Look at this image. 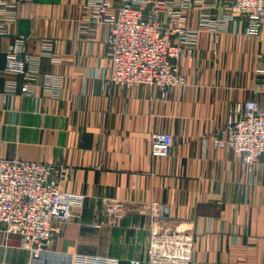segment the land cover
<instances>
[{
    "label": "crops",
    "instance_id": "0c3cea01",
    "mask_svg": "<svg viewBox=\"0 0 264 264\" xmlns=\"http://www.w3.org/2000/svg\"><path fill=\"white\" fill-rule=\"evenodd\" d=\"M8 1L18 17L0 34V68L20 34L27 52L38 57L49 43L53 57L41 58L34 92L9 93L0 77L2 154L62 164L63 189L85 201L40 258L0 226V264H71L73 253L146 264L151 203L164 213L163 227L194 235L192 264H264V165L250 172L213 143L234 102L254 97L260 84L264 28L257 36L242 21L202 30L195 54L179 62L186 83L165 97L154 85L110 81L109 27L86 24L89 0ZM199 15L189 12L192 26ZM53 75L62 81L57 94L47 87ZM160 131L174 137L168 156L151 153Z\"/></svg>",
    "mask_w": 264,
    "mask_h": 264
},
{
    "label": "built area",
    "instance_id": "2783aa9c",
    "mask_svg": "<svg viewBox=\"0 0 264 264\" xmlns=\"http://www.w3.org/2000/svg\"><path fill=\"white\" fill-rule=\"evenodd\" d=\"M222 6L224 12L219 16V0H89L84 20L89 26L109 27L108 77L112 83L122 87L154 85L166 97L186 83L179 62L195 54L202 30L225 32L232 23L242 21L247 35L261 34L264 0H222ZM195 8L200 10L198 27L190 24L189 12ZM17 17L16 5L0 0V34H6ZM27 39L25 34L16 37L6 51L5 66L0 68L9 93L34 92L41 75V58L53 57L49 43L38 57L27 52L23 45ZM259 73L261 81L254 97L234 102L226 124L213 137L216 146L233 151L250 172L258 163L264 165V102L260 97L264 94V68ZM61 85V78L53 75L47 87L57 94ZM2 144L0 140V226L9 234H19L32 256L40 258L85 197L63 189L62 164L9 158L3 156ZM173 144L172 133L155 132L151 153L168 156ZM118 207L123 209L121 204ZM146 209L150 217L146 264H192L194 235L181 225L163 227L164 213L155 204H148ZM71 264L120 263L112 256L73 253ZM129 264L143 262L133 258Z\"/></svg>",
    "mask_w": 264,
    "mask_h": 264
}]
</instances>
